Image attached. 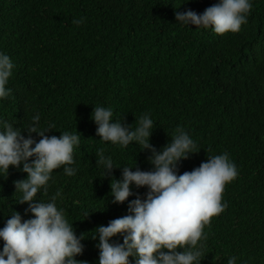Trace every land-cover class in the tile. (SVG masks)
<instances>
[{
	"label": "trees",
	"instance_id": "16d2710c",
	"mask_svg": "<svg viewBox=\"0 0 264 264\" xmlns=\"http://www.w3.org/2000/svg\"><path fill=\"white\" fill-rule=\"evenodd\" d=\"M218 2L0 0V53L14 64L6 85L11 93L0 99V121L27 138L25 129L38 114L49 137L80 135L76 175H65L62 166L38 193L42 202L60 193L58 209L77 237L83 235L78 261L99 264L95 230L128 215V204L147 193L133 185L128 201L112 203L110 184L122 178V169L105 178L97 153L102 150L117 168L152 170L151 152L138 143L121 147L96 135L91 115L102 106L113 110V122L133 128L150 115V143L157 151L183 128L196 148L178 174L227 153L238 175L222 193L227 207L204 227L198 264H227L230 257L236 264H264V0H250L247 23L235 33L219 35L175 19L177 11L202 14ZM80 18L84 23L73 24ZM25 179L15 167L0 173V229L13 212L22 222L33 218L15 188ZM112 242L123 243V237ZM3 245L0 240V251Z\"/></svg>",
	"mask_w": 264,
	"mask_h": 264
},
{
	"label": "clouds",
	"instance_id": "9594fccd",
	"mask_svg": "<svg viewBox=\"0 0 264 264\" xmlns=\"http://www.w3.org/2000/svg\"><path fill=\"white\" fill-rule=\"evenodd\" d=\"M251 6L250 0H219L202 14L177 11L175 19L183 26L211 27L216 34L224 35L241 30ZM82 23L84 18L73 20L77 26ZM13 68L10 57L0 53V99L11 93L6 85ZM91 119L102 142L121 147L136 142L151 152L152 165L151 171H141L137 166L135 171L131 167L117 168L102 150L97 153V166L105 169V178L114 169H122V178H113L110 184L112 203L128 201L133 196V185L147 188L145 198L137 194L128 204V215L95 230L99 234V264H131L130 257L135 264H198L204 247L201 241L206 239L204 227L227 207L222 204V193L238 175L235 163L227 153L208 156L191 172L178 174L180 162L194 154L196 148L183 128H177L171 143L157 151L150 143L153 120L148 114L141 116L135 128L113 122V110L102 106L94 107ZM39 121L38 114L32 118L25 129L27 138L18 128L0 121V173L8 174L15 167L27 174V179L15 182V188L21 193L19 203L29 205L25 214L33 217L22 222L21 215L13 212L6 219L0 229V240L4 242L0 264H84L76 259L84 251L83 235L77 237L63 210L58 209L60 193L50 202L38 199L54 170L63 166L65 175H76L73 153L80 144V135L65 131L59 137H49ZM33 134L40 139L37 141ZM117 236L123 237V243L112 242ZM236 260L230 257L227 264H236Z\"/></svg>",
	"mask_w": 264,
	"mask_h": 264
}]
</instances>
